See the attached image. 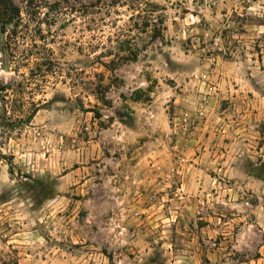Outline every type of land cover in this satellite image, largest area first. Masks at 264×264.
<instances>
[{
  "label": "rangeland",
  "instance_id": "obj_1",
  "mask_svg": "<svg viewBox=\"0 0 264 264\" xmlns=\"http://www.w3.org/2000/svg\"><path fill=\"white\" fill-rule=\"evenodd\" d=\"M0 24V264H264V0Z\"/></svg>",
  "mask_w": 264,
  "mask_h": 264
},
{
  "label": "water",
  "instance_id": "obj_2",
  "mask_svg": "<svg viewBox=\"0 0 264 264\" xmlns=\"http://www.w3.org/2000/svg\"><path fill=\"white\" fill-rule=\"evenodd\" d=\"M1 37H2V29H1V24H0V42H1ZM0 56H1V64H2V67H3V62H4V51L2 49V47H0Z\"/></svg>",
  "mask_w": 264,
  "mask_h": 264
},
{
  "label": "trees",
  "instance_id": "obj_3",
  "mask_svg": "<svg viewBox=\"0 0 264 264\" xmlns=\"http://www.w3.org/2000/svg\"><path fill=\"white\" fill-rule=\"evenodd\" d=\"M7 88L5 86L0 88V91H5Z\"/></svg>",
  "mask_w": 264,
  "mask_h": 264
}]
</instances>
